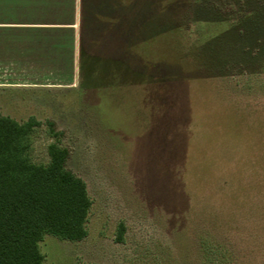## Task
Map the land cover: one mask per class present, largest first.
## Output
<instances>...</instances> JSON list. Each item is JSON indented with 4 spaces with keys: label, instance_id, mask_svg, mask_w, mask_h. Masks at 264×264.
Wrapping results in <instances>:
<instances>
[{
    "label": "rangeland",
    "instance_id": "1",
    "mask_svg": "<svg viewBox=\"0 0 264 264\" xmlns=\"http://www.w3.org/2000/svg\"><path fill=\"white\" fill-rule=\"evenodd\" d=\"M82 20L94 61L140 24L158 73L0 90L1 114L41 121L33 162L55 122L92 200L88 235L46 234L44 264H264V0H86Z\"/></svg>",
    "mask_w": 264,
    "mask_h": 264
},
{
    "label": "trees",
    "instance_id": "2",
    "mask_svg": "<svg viewBox=\"0 0 264 264\" xmlns=\"http://www.w3.org/2000/svg\"><path fill=\"white\" fill-rule=\"evenodd\" d=\"M85 2L82 0V18ZM150 15L147 12L142 16L149 22ZM124 24L122 21L117 31L118 45H114L119 51L100 61L92 59L91 51L88 55L82 28L79 79L86 70L91 88L124 84L131 80L128 74H138L139 79L157 75L155 59L150 62L149 58L145 68H141L142 52L134 46L140 24L130 23L128 29ZM136 41L140 43L139 39ZM147 41L141 49L156 57L154 41ZM47 122L57 140L48 145L50 161L38 164L32 161L30 150L32 133L41 121L31 116L20 122L0 113V264H44L40 242L46 234L68 240H82L88 235L92 200L86 182L67 167L70 150L60 142L63 132L53 120ZM120 226L119 241L124 233V226Z\"/></svg>",
    "mask_w": 264,
    "mask_h": 264
},
{
    "label": "crops",
    "instance_id": "3",
    "mask_svg": "<svg viewBox=\"0 0 264 264\" xmlns=\"http://www.w3.org/2000/svg\"><path fill=\"white\" fill-rule=\"evenodd\" d=\"M82 0H0V90L76 87Z\"/></svg>",
    "mask_w": 264,
    "mask_h": 264
}]
</instances>
